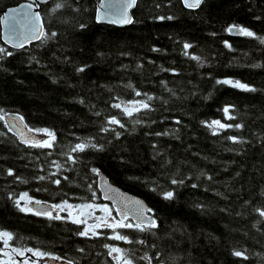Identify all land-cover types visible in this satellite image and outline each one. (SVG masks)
Returning a JSON list of instances; mask_svg holds the SVG:
<instances>
[{
  "label": "trees",
  "instance_id": "trees-1",
  "mask_svg": "<svg viewBox=\"0 0 264 264\" xmlns=\"http://www.w3.org/2000/svg\"><path fill=\"white\" fill-rule=\"evenodd\" d=\"M98 1L50 0L41 5L39 42L13 50L0 40V231L12 234L10 247L72 264H117L109 247L133 264H148L145 255L151 264H264V0H205L198 10L138 0L126 27L96 23ZM22 2L0 0V12ZM232 25L254 36L229 33ZM136 101L150 108L127 116L122 108ZM7 113L54 133L53 147L20 143ZM213 120L233 127L214 135ZM81 142L98 147L72 151ZM97 171L152 209L156 228L117 229L143 244L111 239L105 227L80 236L62 213L48 219L16 204L27 193L49 206L107 205Z\"/></svg>",
  "mask_w": 264,
  "mask_h": 264
},
{
  "label": "snow or ice",
  "instance_id": "snow-or-ice-1",
  "mask_svg": "<svg viewBox=\"0 0 264 264\" xmlns=\"http://www.w3.org/2000/svg\"><path fill=\"white\" fill-rule=\"evenodd\" d=\"M137 0H118V2L115 3H101L100 7L101 9H107L108 11L105 12V15H111V16H116L118 19L114 20L113 22L115 23H131V17L128 15V10L131 9L136 5ZM202 0H184L185 7L187 8H198L201 4ZM61 7L60 4H57V8ZM12 12L17 13V14H23L25 17L31 16L32 18V29H31V35L25 37V40L20 41L19 43L15 44L14 46L16 47H23L24 42L26 40H31V39H40L42 37L46 36V33L44 32L43 25L40 23L41 17L38 12H33L32 10V5L29 4L27 6H21V9H13ZM100 17L98 16V19ZM9 19H14L12 16H8L4 18L5 23ZM163 19V17H161ZM168 19H171V17H168ZM234 29L241 35L248 36V37H253L254 33L252 31H249L248 29L244 27H239L236 25L230 26L227 31L229 33H232ZM13 37L18 35L16 33L15 27L13 26L11 29L10 33ZM52 36H55L56 33H51ZM264 43V39L261 41ZM190 47L189 44H185L184 48L188 49ZM5 50L3 48H0V53H3ZM7 55H11V53H7ZM193 59H197V57H192ZM83 68H80L79 71H83ZM217 83L221 84H227L230 85L234 88H239L245 91H254L255 89L250 88L248 85L243 84L239 81H232V80H222V81H217ZM129 87H131L129 85ZM136 96H140V92L135 93ZM147 95V94H145ZM147 99L150 101L153 98L151 96H147ZM113 107L120 109L121 104H114ZM150 105L146 102L143 101H136L131 104V106H125L122 108V111L129 117L133 115L134 112H139L141 109H149ZM225 118L228 120L234 119L233 116L229 115V108L225 107L223 109ZM109 124L113 125H119L120 127H124L122 123L115 117H112L108 120ZM209 127L213 128V134H216V129H226L229 127H233V125H226L224 123H221L219 120H213L211 122V125ZM236 128L242 127L240 124L235 125ZM102 131H108L107 128H102ZM29 131H32V129H29ZM44 134L49 137L47 140H42V141H33L31 142V146L33 147H40V148H52L53 147V142L55 141V135L52 132H49L47 129L43 130ZM117 136H119V133H117ZM229 139L233 140V142H236L235 137H228ZM25 143H29L28 141H25ZM86 147H92V148H97L98 146L95 144H92L91 142H88L87 144L84 142L76 144L73 148L72 151H81L83 152ZM69 159H72L71 156H69ZM59 167V165H57ZM93 171H96L93 169ZM98 174V173H97ZM9 175H12L11 171H9ZM39 179H44V177H40ZM174 184L177 183L176 180L172 181ZM183 181H180L182 183ZM54 183L59 184L60 181L56 180ZM195 187V185H193ZM95 195V193H93ZM173 193L172 192H167L165 194V199H171ZM23 200L26 202L25 207H21V211H27L32 213L33 215H44L48 219H56L60 220L62 217L59 215V212H65L67 211L68 217L71 218L72 223L75 224H85L87 225L88 219L93 218V213L96 210H99L100 212L104 213L103 216L100 217H94V219L97 221L96 223L92 225H88L85 227L82 231L78 233L80 236H89L91 233L92 236H97L98 233L96 229H99L101 227L109 228L113 231L114 235L111 236V239L114 240H119L123 241L125 243H134L138 242L143 244V240L139 241H133L129 239V237L125 234H122L121 232L117 231V229H132L135 231H140L144 232L148 229H154L157 227L156 221L152 219L151 217H148L145 215V212L143 211V206L140 204L139 201H133L132 203L137 206V210L132 214V220L129 219V212L127 210H123L120 208H117V215L120 217L119 220H116L115 218L112 217V209L109 208L107 205L104 206H98L93 203H84L80 205H72L68 204L66 201L63 204H54L51 206L50 210L42 211V212H37L34 211L32 208L27 207L28 204H32L33 201L28 197L27 193H24L21 197L20 200L16 201L17 206H20V201ZM36 204H39L40 201H35ZM59 210V212L53 216L52 212L55 210ZM75 211V214H74ZM150 211V210H148ZM260 216L264 217V211H260ZM109 220H112V223H109ZM12 234L7 232V231H0V240L3 241L4 248L7 249L9 248V241L12 240ZM105 247H109L105 245ZM80 251H83V249H80ZM12 253H14L16 256L20 257H25V253H31L32 256L37 257L39 259H43L46 256L49 257L52 260L60 259L59 257H56L54 255H51L46 252H42L40 250H34L33 248H11V252L4 251L2 254L7 257L6 260L0 261V264H17V261L13 259ZM116 254L114 256V259L117 261V264H133V261L131 258L127 256V254L124 252L119 247H109V255ZM234 255L236 256H242L241 252H234ZM144 260L148 261V264H151V258L145 255L144 257H141ZM245 259L247 257H244ZM22 264H30V260L28 258H24L22 261ZM31 264H37V261H31Z\"/></svg>",
  "mask_w": 264,
  "mask_h": 264
},
{
  "label": "water",
  "instance_id": "water-1",
  "mask_svg": "<svg viewBox=\"0 0 264 264\" xmlns=\"http://www.w3.org/2000/svg\"><path fill=\"white\" fill-rule=\"evenodd\" d=\"M49 1L50 0H24V2L18 5H15L13 7L6 8L2 12H0V40L1 42L5 46L13 50H20V49L26 48L29 45L39 42L41 38L26 40L24 42L23 47L14 46L20 41L25 40V37L30 36L32 34L31 29H32L33 23L31 22L32 21L31 16L25 17L22 13L17 14V13L12 12V10L21 9V6H27L31 4L33 12H38L40 14L41 5L47 4ZM179 1L181 2V5L185 9L198 10L203 5L205 0H202L200 6L194 9L185 7L184 0H179ZM115 2H118V0H99L98 1L96 8H95V14H94V20L96 23L113 25L117 27H126L132 24L133 22L132 12L136 8L138 0L136 2V5L128 10V15L131 17V20H132L131 23H115L113 21L118 19V17L111 16V15H105V12L108 10L101 9L100 7L101 3L109 4V3H115ZM8 16H12L14 17V19H9L7 23H5L4 18ZM98 16L100 17L99 19H98ZM40 17H41V14H40ZM40 23L43 25V29L45 31L42 17H41ZM13 26L15 27L16 33H18V35H16L15 37H13L10 34ZM232 34L239 35V33L235 29L232 32ZM3 121L6 124L7 128L16 136L17 140L20 143L31 144V142L33 141H41V138L39 135L35 134L33 130L29 131L30 128H28L26 123L22 120V118L18 114L7 113L4 115ZM25 141H28L29 143H25ZM97 173H96V189L100 195V199L104 203L109 204V206L115 213V217L117 220L120 219V217L117 215V211H116L117 208L127 210L129 212V219L132 220V214L137 210V206L132 203L133 201H139L140 204L143 206V211L145 212V215L154 219L152 209L147 205V203L143 199H141L138 196L132 195L122 190L118 186L114 185L102 171H97ZM31 208L37 212H42V211L51 209V207L45 204H41V205L32 204ZM42 264H72V263L66 260H62V259L52 260L50 258H46L44 260V263Z\"/></svg>",
  "mask_w": 264,
  "mask_h": 264
},
{
  "label": "rangeland",
  "instance_id": "rangeland-1",
  "mask_svg": "<svg viewBox=\"0 0 264 264\" xmlns=\"http://www.w3.org/2000/svg\"><path fill=\"white\" fill-rule=\"evenodd\" d=\"M39 135L41 136L42 140H47V139H49V137L46 136V135L44 134V132H43V133H39ZM17 200H20V198H18ZM25 204H26V202L23 201V200H21V201H20V206H19V207H20V208H21V207H25ZM28 205H31V204H28ZM95 205H98V204H95ZM98 206H104V205H98ZM108 207H109V206H108ZM109 208H110V207H109ZM23 212L30 213V212H27V211H23ZM58 212H59V210L57 209V210H55L53 213H54V214H57ZM60 213H62L61 216H62L63 218H65V219H67L68 221L72 222L71 218L68 217V215H67V211H65V212H59V214H60ZM74 214H75V211H74ZM103 215H104V213L100 212L99 210H96V211L93 213V218L88 219L87 225H85V224H80V225L76 224V225L80 226L81 229L83 230V229H84L85 227H87L88 225H92V224H94V223L97 222V221L94 219V217H100V216H103ZM109 223H111V222H109ZM102 228H103V227H101V228H99V229H96V231L98 232V230H100V229H102ZM90 234H91V233H90ZM1 242H2V244H3V241H2V240H1ZM11 248H12V247H10V245H9V248L5 249V248H4V245H3V247L1 248V254H2L4 251L11 252ZM12 256H13V259H14L15 261H17V264H22V261H23L24 258H28V259L30 260V264H31V261H37V262H39V261L44 260L45 258H47V256H46L45 258H43V259H39V260H38V258L32 256L31 253H25V257L16 256L14 253H12ZM6 259H7V257L4 256V255L2 254L1 261L6 260Z\"/></svg>",
  "mask_w": 264,
  "mask_h": 264
},
{
  "label": "flooded vegetation",
  "instance_id": "flooded-vegetation-1",
  "mask_svg": "<svg viewBox=\"0 0 264 264\" xmlns=\"http://www.w3.org/2000/svg\"><path fill=\"white\" fill-rule=\"evenodd\" d=\"M113 214V213H112ZM115 218V217H114ZM1 261V260H0ZM37 264H40V262H38Z\"/></svg>",
  "mask_w": 264,
  "mask_h": 264
}]
</instances>
